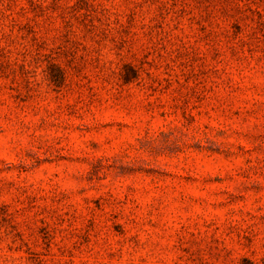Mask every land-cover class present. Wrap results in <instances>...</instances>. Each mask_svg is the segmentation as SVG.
<instances>
[{
  "label": "rangeland",
  "instance_id": "374dc122",
  "mask_svg": "<svg viewBox=\"0 0 264 264\" xmlns=\"http://www.w3.org/2000/svg\"><path fill=\"white\" fill-rule=\"evenodd\" d=\"M0 264H264V0H0Z\"/></svg>",
  "mask_w": 264,
  "mask_h": 264
}]
</instances>
